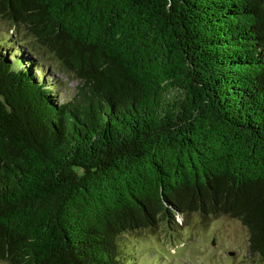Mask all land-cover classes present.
Wrapping results in <instances>:
<instances>
[{"label":"trees","instance_id":"1","mask_svg":"<svg viewBox=\"0 0 264 264\" xmlns=\"http://www.w3.org/2000/svg\"><path fill=\"white\" fill-rule=\"evenodd\" d=\"M0 20V261L137 264L127 234L193 213L240 220L264 260V0H0Z\"/></svg>","mask_w":264,"mask_h":264},{"label":"rangeland","instance_id":"2","mask_svg":"<svg viewBox=\"0 0 264 264\" xmlns=\"http://www.w3.org/2000/svg\"><path fill=\"white\" fill-rule=\"evenodd\" d=\"M3 23L0 20V26ZM54 75L65 83V93L74 91L78 84L62 70H55ZM190 217L182 223L178 216L181 225L173 230L160 222L154 230L127 234L120 243L123 258L134 253L137 264H264L250 253L249 232L240 220L226 215L204 219L197 213Z\"/></svg>","mask_w":264,"mask_h":264}]
</instances>
